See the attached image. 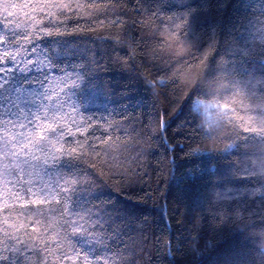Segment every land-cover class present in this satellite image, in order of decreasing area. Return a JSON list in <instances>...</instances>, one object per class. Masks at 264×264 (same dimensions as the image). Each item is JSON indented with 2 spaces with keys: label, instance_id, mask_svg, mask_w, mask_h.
Here are the masks:
<instances>
[{
  "label": "trees",
  "instance_id": "1",
  "mask_svg": "<svg viewBox=\"0 0 264 264\" xmlns=\"http://www.w3.org/2000/svg\"><path fill=\"white\" fill-rule=\"evenodd\" d=\"M36 2L0 0V21L5 7ZM90 3L76 16L60 17L65 35L41 37L40 43L48 45L56 67L81 75L64 99L66 112L91 120L85 145L92 148H84L83 164L66 158L53 173L84 168L98 181L94 191L100 200L92 203L113 214L105 232L110 260L264 264V0ZM9 10L8 26L18 23L21 32L50 19L36 13L42 21L37 25L31 9ZM64 79L54 77L46 85L53 99L75 83L64 85ZM10 136L0 127L4 256L11 244L20 246L8 233L31 238L34 249L44 247V238L50 245L52 237L60 239L58 209L65 203L10 197L9 190L28 187L54 191L56 183L34 171L5 174L13 167L3 143ZM90 199L78 209L91 208ZM77 239L82 247L91 246L87 237ZM56 260L45 249L33 252L30 264Z\"/></svg>",
  "mask_w": 264,
  "mask_h": 264
},
{
  "label": "snow or ice",
  "instance_id": "2",
  "mask_svg": "<svg viewBox=\"0 0 264 264\" xmlns=\"http://www.w3.org/2000/svg\"><path fill=\"white\" fill-rule=\"evenodd\" d=\"M90 6V0L89 4L81 3V0H38L32 4L5 7V20L0 21V29H5L4 34L0 35V127L5 132H12V136L3 141L6 159L13 165L5 170V174L34 171L41 180L48 177V183H52L53 179L56 181L52 186L54 191L42 189L38 193L28 187L22 192L9 190L10 197L19 201H23L26 196L42 197L30 199L32 204H43L49 198L57 204L61 200L65 201L58 209L62 221L59 229L62 232L56 231L60 239L52 237L50 245L49 240L44 238V247L34 249L31 238L23 240L20 236L8 233L10 239L20 246L11 244L9 256L0 254V264H30L32 253L44 252L45 249L48 254L57 256L56 264H116L107 255L110 251L106 243L109 237L105 235L106 226L110 227L113 221V214L106 207L92 203L100 200L94 191L98 181L84 168L79 173H53V169L62 167L66 158L84 163L87 154L84 148H92L91 143L85 145L89 135L86 125H91V120H78L72 112H66L68 102L64 97L79 84L80 72L75 68L63 71L56 67L51 50L48 45L40 43V38L65 35L66 30H62L64 21L60 17L69 13L76 16ZM14 7L31 9L32 20L37 25H41L42 21L36 19V13L42 18L50 19L40 27L21 32L18 23L12 27L7 23L8 18L13 16L9 8ZM53 20L56 22L53 23ZM20 35L23 39L18 38ZM17 76L21 77L19 82ZM54 77H65L62 81L64 85H68L70 80L75 81L67 91L61 88L60 95L55 99L46 88ZM71 107L74 108L73 105ZM17 129L20 131L17 132ZM78 136L81 138L76 139L74 144L70 142ZM16 165L20 167H15ZM8 183L10 181L5 182L6 187ZM64 193L71 195L64 196ZM86 198H91L89 203L92 207L83 212L78 209L77 204L83 205ZM7 208L6 200L5 209ZM113 235L115 236V232ZM80 236L88 238L91 242L89 248L81 246L82 242L77 239Z\"/></svg>",
  "mask_w": 264,
  "mask_h": 264
}]
</instances>
